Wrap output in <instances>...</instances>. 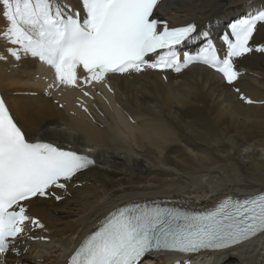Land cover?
Masks as SVG:
<instances>
[{
    "label": "bare ground",
    "instance_id": "bare-ground-1",
    "mask_svg": "<svg viewBox=\"0 0 264 264\" xmlns=\"http://www.w3.org/2000/svg\"><path fill=\"white\" fill-rule=\"evenodd\" d=\"M67 2L80 7L79 0ZM163 2L171 26L188 19L198 22L221 56L229 26L264 10V0ZM5 28L0 16V33ZM250 43L254 48L264 45V23H258ZM203 44L180 50L181 58L197 55ZM7 47L0 38V55H7ZM235 63L239 92L202 64L179 73L148 69L110 75L104 83L72 91L57 85L54 69L38 58L0 60V92L28 137L89 149L98 161L70 184L67 196L55 192L60 199L30 203L28 214L46 224L51 242L20 239V255L9 253L6 264L61 263L77 237L128 201L179 198L211 207L230 194L264 191V53L253 51ZM241 95L254 102L246 103ZM78 99L85 103L76 105ZM150 260L165 264L163 255ZM201 264H264V235Z\"/></svg>",
    "mask_w": 264,
    "mask_h": 264
},
{
    "label": "snow or ice",
    "instance_id": "snow-or-ice-1",
    "mask_svg": "<svg viewBox=\"0 0 264 264\" xmlns=\"http://www.w3.org/2000/svg\"><path fill=\"white\" fill-rule=\"evenodd\" d=\"M79 4L74 8L67 0H0V16L6 21L0 38L10 45L0 60L38 58L54 69L57 85L71 88L104 83L110 75L148 69L179 73L191 64H202L239 92L234 86L240 76L235 58L264 53V45L254 48L250 43L258 23H264V10L229 26L221 56L210 32L198 30L195 22L170 27L161 19L159 14L166 10L163 0H79ZM199 41L204 44L197 55L184 53L182 59L181 46ZM240 99L254 102L243 95ZM94 164L87 155L29 139L0 98V264H6L9 253L20 255L21 238L46 239L30 234L46 230L28 214L30 203L55 195L56 189L66 190L77 174ZM261 235L264 192L227 197L207 211L131 203L108 215L69 264H151L149 258L156 254L225 251Z\"/></svg>",
    "mask_w": 264,
    "mask_h": 264
},
{
    "label": "rangeland",
    "instance_id": "rangeland-1",
    "mask_svg": "<svg viewBox=\"0 0 264 264\" xmlns=\"http://www.w3.org/2000/svg\"><path fill=\"white\" fill-rule=\"evenodd\" d=\"M251 3H252V1H251ZM241 11H243V10L241 9Z\"/></svg>",
    "mask_w": 264,
    "mask_h": 264
}]
</instances>
